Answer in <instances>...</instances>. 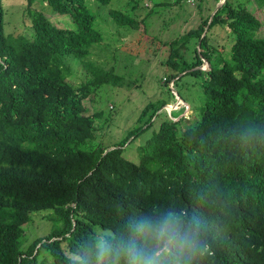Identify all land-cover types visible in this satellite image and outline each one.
I'll list each match as a JSON object with an SVG mask.
<instances>
[{
	"label": "trees",
	"instance_id": "obj_1",
	"mask_svg": "<svg viewBox=\"0 0 264 264\" xmlns=\"http://www.w3.org/2000/svg\"><path fill=\"white\" fill-rule=\"evenodd\" d=\"M36 1L74 28L56 26ZM137 3L127 0L129 9L109 15L137 29ZM26 12L30 37L5 33L0 12V264H129L141 249L165 246L167 264H264V36L253 11L225 0L209 23L207 15L168 42L174 72L165 82L203 74V105L191 123L163 119L135 162L123 146L166 103L148 102L138 125L112 147L97 142L100 112L88 114L83 101L123 79L89 58L102 40L94 13L85 0H26ZM217 23L233 39L222 63L209 42ZM191 40L196 56L188 60L181 49ZM67 55L89 72L77 86L66 79ZM48 209L51 231L22 248L30 213Z\"/></svg>",
	"mask_w": 264,
	"mask_h": 264
},
{
	"label": "rangeland",
	"instance_id": "obj_2",
	"mask_svg": "<svg viewBox=\"0 0 264 264\" xmlns=\"http://www.w3.org/2000/svg\"><path fill=\"white\" fill-rule=\"evenodd\" d=\"M243 2L260 19L258 36H264V7L254 0H235ZM132 15L139 22L137 29L119 27L109 15L110 9H129L127 0H110L100 4L96 0H85L87 7L94 13V27L102 34L100 43L91 46L90 59L105 67H113L122 76L119 85L103 84L90 94L83 104L88 114L100 112L96 125V141L112 147L123 139L128 130L138 125L141 109L148 102L166 104L157 111L150 128L132 142L123 146V156L133 162L139 159L138 146L157 130L165 119L184 116L187 123L196 118L203 105L204 93L202 75L191 73L165 82L168 74L174 72L166 60L170 53L169 41L179 37L191 28H195L201 19L210 16L214 0H137ZM167 3L166 6H158ZM33 7L45 14L56 26L74 28V24L64 15L52 11L45 2L36 1ZM3 30L11 35L30 37L33 33L29 14L26 12V0H0ZM209 42L214 45V60L222 63L229 55L233 39L229 30L217 23L209 30ZM199 44V42H198ZM197 44V48H198ZM196 42L191 40L181 49L188 60H193ZM199 51V48L197 49ZM207 69L208 62L198 55ZM69 70L67 80L77 86L89 75L87 69L72 55L65 56ZM177 116V117H173ZM53 212L33 211L30 220L23 226L20 246L23 248L34 238L44 236L53 227ZM96 229V234H100Z\"/></svg>",
	"mask_w": 264,
	"mask_h": 264
},
{
	"label": "clouds",
	"instance_id": "obj_3",
	"mask_svg": "<svg viewBox=\"0 0 264 264\" xmlns=\"http://www.w3.org/2000/svg\"><path fill=\"white\" fill-rule=\"evenodd\" d=\"M169 254V249L166 246L157 250L145 248L138 253H134L129 260V264H167Z\"/></svg>",
	"mask_w": 264,
	"mask_h": 264
},
{
	"label": "water",
	"instance_id": "obj_4",
	"mask_svg": "<svg viewBox=\"0 0 264 264\" xmlns=\"http://www.w3.org/2000/svg\"><path fill=\"white\" fill-rule=\"evenodd\" d=\"M224 1H225V0L220 1V2L218 3V5L213 9V11H212L211 14H210V17H209L208 23L211 21V18H212V16H213V14L216 12V10L221 6V4H222ZM207 28H208V25L205 27V29H204V31H203L201 37H203V36L205 35ZM204 60H205V59H204ZM199 67H200V66H199ZM183 73H184V72H183ZM181 74H182V73H181ZM181 74H179L177 77H179ZM178 118H179V117L175 118L174 120H176V119H178Z\"/></svg>",
	"mask_w": 264,
	"mask_h": 264
}]
</instances>
